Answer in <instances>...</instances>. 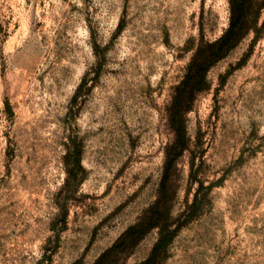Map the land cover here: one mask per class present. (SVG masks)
<instances>
[{"label": "rangeland", "instance_id": "374dc122", "mask_svg": "<svg viewBox=\"0 0 264 264\" xmlns=\"http://www.w3.org/2000/svg\"><path fill=\"white\" fill-rule=\"evenodd\" d=\"M248 5L256 30L194 81L230 0H0V264H94L160 197L156 264H264V0Z\"/></svg>", "mask_w": 264, "mask_h": 264}, {"label": "trees", "instance_id": "16d2710c", "mask_svg": "<svg viewBox=\"0 0 264 264\" xmlns=\"http://www.w3.org/2000/svg\"><path fill=\"white\" fill-rule=\"evenodd\" d=\"M259 12L251 14L248 0H230V18L227 28L222 35L212 42H201L195 51L189 64L188 78L192 80L204 78L208 68L218 59L223 57L239 40L251 29L256 30V21ZM191 81V80H190ZM182 145V144H180ZM167 178L162 180V190L165 189ZM162 207L160 218H148L130 226L120 237L105 251H103L94 264H113L110 260L111 255L126 251L128 247L148 231L151 227H159V237L155 242L152 251L147 259L135 264H156L160 259L165 246L174 232L170 229L168 222V213L166 207V198H158L156 205Z\"/></svg>", "mask_w": 264, "mask_h": 264}]
</instances>
